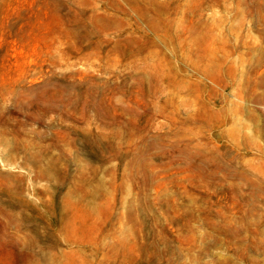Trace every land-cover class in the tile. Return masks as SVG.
I'll list each match as a JSON object with an SVG mask.
<instances>
[{"label": "rangeland", "instance_id": "1", "mask_svg": "<svg viewBox=\"0 0 264 264\" xmlns=\"http://www.w3.org/2000/svg\"><path fill=\"white\" fill-rule=\"evenodd\" d=\"M0 264H264V0H0Z\"/></svg>", "mask_w": 264, "mask_h": 264}]
</instances>
